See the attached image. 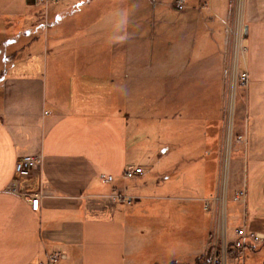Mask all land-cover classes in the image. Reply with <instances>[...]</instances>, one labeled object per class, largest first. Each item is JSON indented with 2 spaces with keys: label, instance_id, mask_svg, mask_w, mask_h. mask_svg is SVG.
Listing matches in <instances>:
<instances>
[{
  "label": "crops",
  "instance_id": "1",
  "mask_svg": "<svg viewBox=\"0 0 264 264\" xmlns=\"http://www.w3.org/2000/svg\"><path fill=\"white\" fill-rule=\"evenodd\" d=\"M179 1L168 5L176 9ZM181 1L191 12L170 21L182 22L177 30L169 17L132 15L130 0H66L40 21L33 0H0V57L10 68L0 69V264H44L55 253L62 255L59 264H186L196 246L205 247L213 213L203 200L221 187L217 122L225 54L233 49L243 50L241 73L249 75L245 118L233 124L245 138V175L236 194L244 188L246 201L233 204L227 238L242 225L264 234V0ZM95 2L113 8L77 13ZM153 36L165 56L150 85L136 54ZM37 41L44 43L38 59ZM184 43V62L170 63L176 51L170 46ZM181 81L186 103L168 110L179 101ZM198 144L203 151L195 150ZM180 147L188 152L179 155ZM28 156H39L40 164L21 174L17 165ZM140 167L142 176L124 179ZM181 167L188 168L178 179ZM114 190L137 200L114 201ZM35 195L39 212L31 208ZM177 209L187 216L183 237L173 233L179 225L167 232L162 221ZM164 238L177 239L176 249L173 256L160 249L167 257L157 258L150 249L164 246Z\"/></svg>",
  "mask_w": 264,
  "mask_h": 264
},
{
  "label": "rangeland",
  "instance_id": "2",
  "mask_svg": "<svg viewBox=\"0 0 264 264\" xmlns=\"http://www.w3.org/2000/svg\"><path fill=\"white\" fill-rule=\"evenodd\" d=\"M66 0H33V12L38 14L36 20L40 21V14L46 15L47 17L52 16L53 14L59 13L62 9L60 8V4H64ZM176 3V1L173 2V4ZM62 4V5H63ZM108 2H95L93 5L91 4L90 7L87 6H81L79 7V10L77 13L79 15H88V14H99L102 15L106 13L108 10H110L113 7L108 6ZM113 4L112 6H114ZM175 7V5H174ZM82 9V10H81ZM205 9H208V7H205ZM129 11L132 15L137 16H154V20L157 18H160L162 16L169 17V25L170 24H176L173 27H177L179 25H182V22L179 23H172L170 22L172 19L175 21L176 17H179L182 13V11H185V13L191 12L186 9V7L183 10H180L178 8V5L176 9H171L170 6L162 5V3H159V0H130L129 3ZM190 14V13H189ZM107 15V14H106ZM47 19V18H46ZM181 27H177L175 29H179ZM230 28V27H229ZM159 31V30H157ZM231 31V29H230ZM233 31V30H232ZM230 33V32H229ZM228 33V34H229ZM233 36H235V33H231ZM120 42H122L123 39H118ZM115 43L117 40H114ZM140 43V42H139ZM42 41H37L34 45V56L36 59L40 58V51L43 48ZM160 39L154 36L151 39H146L144 41H141V43L138 45L137 49V56L140 57L141 62L145 66V72L148 76V79L153 78L154 76H157V74L160 73L158 70V65L162 62L163 56H165L160 47ZM179 46L181 47L179 48ZM175 45L170 46V50L173 53L174 50H179V52L173 53L171 55L170 53V63L172 62H184V58H186V44L183 45ZM222 46V45H221ZM239 51V50H238ZM235 51L234 49L231 51L232 53L225 54L226 62L227 63V86L224 88V103H223V112L221 113V122H217L218 125H221V137L223 138L222 144H221V150H220V161H219V183L222 185H226L227 187V197H226V204L224 210H222L221 207L211 205V211L213 214L212 224L210 225L209 231L207 232L206 236L207 239V245L205 247L202 246H196L195 251L193 252L192 256L190 255L189 258L184 257L183 261L186 264H205L206 258L208 256V253L212 247L213 244L217 243L218 248L220 251H222L223 247L229 248V245L232 243L233 240L227 238V234L229 233L230 237L233 234L231 231L232 226V218L233 215L231 213V208L233 207V204L236 201L234 198L236 196V186L240 185L242 186V182L245 175V144L238 143V137L235 134V131L233 132V124L237 125L239 122H243L245 118V93H246V86L242 85L241 83V67L245 65V57L243 50L241 51ZM213 52V49L211 47V52H208L209 54ZM240 60V61H239ZM230 61V62H229ZM240 62V67L238 66V63ZM155 66V68H154ZM236 68V69H235ZM0 69L3 72L10 71V68L7 64V58L6 55H3V57H0ZM238 69V71H237ZM0 71V72H1ZM181 71V70H180ZM181 73V72H180ZM152 76V77H151ZM181 78V77H180ZM159 78L157 79V81ZM150 85H152V82H155L154 79L148 80ZM184 82V81H183ZM182 81L180 82V85L178 87L179 93V101H173L172 103H168V110L174 109L178 107V109H181V107L186 103V101L182 98H186V88L185 86L181 85ZM219 94L218 89H214L212 92L213 96H216ZM234 98V103H233ZM213 105V103H212ZM211 105V106H212ZM172 106V107H171ZM153 107H151L149 110L151 111ZM180 111V110H179ZM150 114V113H149ZM234 121V123H232ZM201 145V144H200ZM198 144V147H195V150L197 151H203L201 150V146ZM236 145L238 147H236ZM193 148V146H191ZM191 151V150H189ZM179 155L181 153L188 152V149H182L180 147V150H178ZM192 152V151H191ZM188 167H181L180 172L178 173V179L181 178L182 171H185ZM190 168V167H189ZM243 190H245L243 188ZM246 201V200H245ZM174 203V202H173ZM179 205L178 207H180ZM181 209V207H180ZM204 209L207 210L204 206ZM186 215H184L179 209L173 210V212L167 217L163 216L162 221L164 225H167L168 227H165L166 231H172L175 230L174 226H178V230L175 232H180L181 236H185L187 234L186 229L184 228L187 226L186 222ZM179 224H177V222ZM171 225V226H170ZM173 225V229H172ZM228 232V233H227ZM171 233V232H170ZM179 234V233H178ZM165 239V240H164ZM163 239V245L160 247L155 246V248H151L150 245H147V249H150L157 255V258H163L166 256V254H159L156 253L159 252L160 249H165L169 252L168 256H173L174 251L176 249V244L178 242L177 239ZM166 242H168V246H166ZM185 247V246H184ZM184 247H179L178 254H181V250L185 249ZM145 249V247H144ZM259 249V248H258ZM228 251V250H227ZM167 257V256H166ZM165 257V258H166ZM186 258V259H185ZM249 259L252 263L255 264H263L264 261V254L262 256H255L253 254L249 255ZM224 262L225 264H231V259L224 253ZM183 263V262H182Z\"/></svg>",
  "mask_w": 264,
  "mask_h": 264
},
{
  "label": "built area",
  "instance_id": "3",
  "mask_svg": "<svg viewBox=\"0 0 264 264\" xmlns=\"http://www.w3.org/2000/svg\"><path fill=\"white\" fill-rule=\"evenodd\" d=\"M178 8L183 10L186 5L183 1H179L177 3ZM228 32L232 33V30H228ZM241 83L244 86L249 84V75L247 71L241 73ZM239 142L245 143V138L242 136L238 137ZM41 158L39 156L32 157H24L22 158L18 165L17 171L21 174H28L31 169L36 167L40 164ZM144 174L143 168H136L133 170H128L124 174L125 180H135L137 177L142 176ZM103 182L105 184H111L114 181L113 176H104ZM226 197H227V187L226 185H222L217 193L212 197L206 198L203 200L205 208L207 210L211 209V205H215L216 207L219 206L224 210L226 204ZM110 198L114 201H120L123 204H131L134 203L137 198L134 196L129 195L125 190H114L110 194ZM236 201L241 203H245L246 200V191L241 190L239 191L235 198ZM31 208L35 212H39L41 208V196L35 195L31 200ZM264 244V234L255 232L250 230L247 225H242L241 227L235 230V239L229 245V248L223 247L222 251L219 250L217 243L213 244L208 256L206 258L205 264H225L224 262V253L229 256V249L230 246H235L237 250V260L238 264H246V256H247V249L248 246H253L255 248H260ZM228 250V251H227ZM62 259V255L59 253L50 254L48 255L47 262L44 264H59L60 260Z\"/></svg>",
  "mask_w": 264,
  "mask_h": 264
},
{
  "label": "trees",
  "instance_id": "4",
  "mask_svg": "<svg viewBox=\"0 0 264 264\" xmlns=\"http://www.w3.org/2000/svg\"><path fill=\"white\" fill-rule=\"evenodd\" d=\"M172 2H173V0H159V3H162V4H171ZM228 253H229V257L231 259V264H238L237 250L235 249V246L231 245ZM250 254H253L255 256H262V254H264V244L259 249L255 248L253 246H248L247 256H246V264H255V263H252L250 261V259H249ZM170 264H178V263L172 262ZM263 264H264V261H263Z\"/></svg>",
  "mask_w": 264,
  "mask_h": 264
},
{
  "label": "water",
  "instance_id": "5",
  "mask_svg": "<svg viewBox=\"0 0 264 264\" xmlns=\"http://www.w3.org/2000/svg\"><path fill=\"white\" fill-rule=\"evenodd\" d=\"M248 35V31H247V27L245 28V32H244V36L247 37Z\"/></svg>",
  "mask_w": 264,
  "mask_h": 264
}]
</instances>
